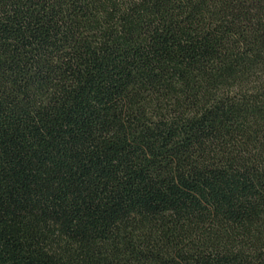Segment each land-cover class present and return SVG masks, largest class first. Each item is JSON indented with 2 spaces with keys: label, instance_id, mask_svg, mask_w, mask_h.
Listing matches in <instances>:
<instances>
[{
  "label": "trees",
  "instance_id": "16d2710c",
  "mask_svg": "<svg viewBox=\"0 0 264 264\" xmlns=\"http://www.w3.org/2000/svg\"><path fill=\"white\" fill-rule=\"evenodd\" d=\"M0 264H264V0H0Z\"/></svg>",
  "mask_w": 264,
  "mask_h": 264
}]
</instances>
